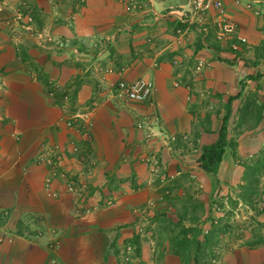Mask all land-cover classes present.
I'll return each mask as SVG.
<instances>
[{
	"label": "crops",
	"instance_id": "1",
	"mask_svg": "<svg viewBox=\"0 0 264 264\" xmlns=\"http://www.w3.org/2000/svg\"><path fill=\"white\" fill-rule=\"evenodd\" d=\"M130 1L0 0V212L8 213L0 264H189L177 246L160 255L158 242L139 237L137 221L149 204L157 207L149 217L155 234L160 220L178 223L170 196L187 171L180 149L196 132L189 164L198 163L218 140L221 106L244 79V93L264 84L252 79L262 67L239 62L259 43L264 16L221 0L248 39L236 55L216 41L214 13L207 37L194 28L177 36L185 27L176 12L189 0H152L156 18L147 9L127 13ZM242 1L264 11V0ZM27 20L41 37L22 31ZM140 79L155 85L150 103L111 94L120 81ZM239 104L232 102L234 112ZM234 164L226 149L219 172L232 173ZM200 176L210 198L219 181ZM125 241L137 247L130 263L121 255ZM231 261L264 264V255Z\"/></svg>",
	"mask_w": 264,
	"mask_h": 264
},
{
	"label": "rangeland",
	"instance_id": "2",
	"mask_svg": "<svg viewBox=\"0 0 264 264\" xmlns=\"http://www.w3.org/2000/svg\"><path fill=\"white\" fill-rule=\"evenodd\" d=\"M236 1L234 0L236 7H242L244 10L252 12L256 17L264 16V11L256 10L252 2L247 1L246 3L241 0L242 3L238 5ZM247 4L251 5V9L246 8ZM128 6L129 4H127L126 12L130 13ZM229 15L234 18L230 11ZM24 22L26 23V21H22L21 25ZM259 31V43L256 47L250 46V49L245 50L240 56L239 62H242L243 65L248 64L252 68L262 67V77H264V19ZM243 81L246 91L248 79ZM223 109L226 110L221 106L220 110ZM233 112L232 110L228 121L229 146L226 149L230 153V159L235 163L236 170L231 173L225 170L219 172L218 169L216 175H213L217 179L216 181H219L218 188L214 193L209 192L210 198L201 187L202 170L197 163V158L192 167L189 164V161L192 160L189 157H195L193 149L196 147V143H194L196 132L193 133L192 138L189 137L187 140L185 138L189 146L180 149L178 154L180 164L186 167L187 171L182 170L184 174L180 178L181 185L178 184L179 186L174 187L177 190L173 191V194L171 192L170 199L173 203L171 205L174 207L171 211L173 216L180 217L182 215V222L187 226L193 223L198 224L204 234L210 229L212 222L229 227V234L215 233L216 244L211 248L204 249L196 257L190 258V248L189 250L182 248L181 257L185 260L188 256L189 264H227L234 258L239 257L240 259L241 256H248L252 252L264 255V84L257 83L254 85L252 93L245 92L236 111ZM217 125L220 124L217 123ZM52 167H55L53 161ZM252 167H257L259 173L252 179L253 193L256 194L252 197L251 204L244 201L232 203L238 199L243 186L248 185L244 176ZM203 201L208 202L207 207L202 203ZM154 207L148 204L143 209L135 230H140L138 235L142 240L158 242L160 246L157 244V247L160 248V255L161 253L167 255L171 253V248L173 250L176 247V239L180 237V228L171 220L164 219L158 221L162 230L161 234L164 236L160 233L155 234L154 225L150 226L149 219L150 215L154 213V209H157ZM161 211H166V207L163 206ZM191 219H195V221ZM199 240L203 242V237H200ZM123 244L125 247L131 245L137 250L136 243L133 241H125ZM241 249L245 252L239 253Z\"/></svg>",
	"mask_w": 264,
	"mask_h": 264
},
{
	"label": "built area",
	"instance_id": "3",
	"mask_svg": "<svg viewBox=\"0 0 264 264\" xmlns=\"http://www.w3.org/2000/svg\"><path fill=\"white\" fill-rule=\"evenodd\" d=\"M241 0H237L236 4L240 5ZM246 8L251 9V5L247 4ZM147 9L154 14L155 18L158 17L154 7L152 6V0H131L128 6V11L130 13L137 12L138 10ZM213 14L214 25L216 28L215 39L223 46L231 49L236 55L243 53V49L248 46V41L246 38L240 35V29L238 23L229 15L228 8L223 4L221 0H189L185 7L178 9L176 16L179 17L180 22L185 27L183 29L179 28L176 30L178 37H185V30L194 28L203 37H207L210 34V28L208 27V19ZM25 23V22H24ZM21 25V29L24 33L41 37L42 33L36 31L31 20ZM66 46V44H59ZM155 92V85L153 82L140 79L136 82L130 83L125 81H120L114 90L111 91L116 98L119 100H124L133 104H148L152 101ZM92 123H87L88 127H91ZM141 126V125H140ZM52 166V162H50ZM68 190L74 192V185L70 183L68 185ZM8 213L0 212V220L7 221ZM41 233L38 234L40 236ZM28 237H32L29 235ZM42 236H40L41 238ZM3 239L0 238V247ZM55 249L59 248V243L54 241L52 243ZM136 249L128 245L124 248L121 255L126 263H130L135 258Z\"/></svg>",
	"mask_w": 264,
	"mask_h": 264
},
{
	"label": "trees",
	"instance_id": "4",
	"mask_svg": "<svg viewBox=\"0 0 264 264\" xmlns=\"http://www.w3.org/2000/svg\"><path fill=\"white\" fill-rule=\"evenodd\" d=\"M262 78V75L252 78L253 80H259ZM241 89L238 94L234 97H230L228 103L226 104V114L222 119V125L219 131L218 140L211 146L205 147L203 149V153L198 160V164L200 169L207 174L216 175L218 169L223 161L226 148L229 146L228 142V121L232 115V102L234 100H239L242 98L245 86L242 82ZM257 166V165H256ZM259 173L257 167L250 168L244 176V179L247 181L248 185L243 186L242 191L238 197V199L234 200L232 203H237L239 201H244L245 203L251 204L252 197L256 194L253 193L252 189V179L253 176ZM250 182H249V181ZM253 206H255L254 202H252ZM212 205V204H211ZM225 210V208H224ZM195 221V219H191ZM182 216L179 217V221L177 223V227L180 228V237L176 240V246L179 250H174V254L181 256V249L190 248V258L196 257L199 255L204 249L213 247L215 243V233H221L224 235L229 231V227L219 225L216 222H212L210 229L204 234V231L198 224H191L190 226L184 225L182 222ZM227 228V229H226ZM229 234V233H228ZM200 237H203V242L199 240ZM193 254V255H192Z\"/></svg>",
	"mask_w": 264,
	"mask_h": 264
}]
</instances>
